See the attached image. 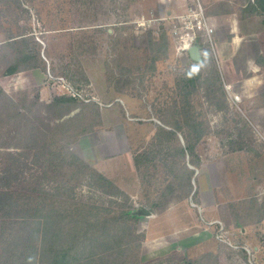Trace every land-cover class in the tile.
Returning a JSON list of instances; mask_svg holds the SVG:
<instances>
[{"label":"rangeland","instance_id":"rangeland-1","mask_svg":"<svg viewBox=\"0 0 264 264\" xmlns=\"http://www.w3.org/2000/svg\"><path fill=\"white\" fill-rule=\"evenodd\" d=\"M196 1L214 27V45L196 43L203 65L193 86L189 71L196 63L178 51L171 29ZM249 1L254 0H0V177L10 176L0 178V186L54 192L68 180L71 199L99 206L102 215L104 208L120 213L145 207L148 213L131 223L138 239L124 248L126 264H219L211 251L219 243L221 259L246 252L218 240L220 225L208 218L217 197L234 192L211 189L215 163L224 181L226 170L229 182L264 180V89H244L239 81L251 76L250 58L263 64L257 74L264 73L258 59L264 12H253ZM233 13L249 33L236 58L226 43ZM162 32L168 52L155 47V54L149 39L158 41ZM15 64L17 71L8 73ZM226 80L237 84L227 89ZM61 97L76 101L52 106ZM164 122L181 125V132ZM196 129L202 132L195 147L198 173L188 156L181 159L173 150L184 135L195 141ZM45 136L47 159L31 148ZM53 141L106 171L116 187L101 188L65 168L55 171ZM184 163L195 171L189 196L181 186ZM235 193L245 198L251 191ZM228 236L244 244L236 234ZM114 257L122 259L119 253Z\"/></svg>","mask_w":264,"mask_h":264},{"label":"trees","instance_id":"trees-1","mask_svg":"<svg viewBox=\"0 0 264 264\" xmlns=\"http://www.w3.org/2000/svg\"><path fill=\"white\" fill-rule=\"evenodd\" d=\"M247 6H250L253 12L259 10L264 12V0L249 1ZM149 41L151 51L155 54L160 51L168 52L166 32L160 34L158 41L152 36ZM160 44L163 47L159 46ZM155 47L159 49V52H155ZM202 65V62L196 63L193 70L189 71V82L193 83V86L201 77ZM17 69L16 64L7 68L8 73H14ZM217 79L220 78L217 76ZM217 81L221 84L215 77V82ZM75 101L74 97H61L57 98L52 106ZM21 115L17 113L16 117ZM164 123L171 126L175 132H181V125L176 123L172 126L169 122ZM196 132L199 135L195 141H190L184 135L183 142L176 143L173 150L181 159L186 160L188 156L190 164L198 167L201 159L195 147L202 132L200 129H196ZM33 133L36 138L37 133ZM47 141L45 136L42 144L31 145V148L38 151L40 158L47 159L46 154L43 153V150L50 147ZM53 142L50 159L53 160L52 166L55 171L61 173L65 168L76 177L88 176L94 179V184L101 188L116 187L111 179L90 167L69 148L60 144V141ZM183 166L186 178L181 186L184 195L189 196L193 192L192 178L195 171L186 163ZM0 178L10 180V176ZM11 178L15 179L13 176ZM68 183V180L64 181L61 186L56 187L54 192L45 191L40 187H34L31 191L30 189L16 191L0 186V260L2 264L127 263L123 257L124 248L132 246V242L138 239L131 223L143 212L134 208L112 213L111 210L104 208L105 215H102V208L99 206L85 205L72 200L74 189ZM196 194L197 192L194 193L193 198ZM117 226L119 228H116ZM117 253L121 255V261L114 257Z\"/></svg>","mask_w":264,"mask_h":264},{"label":"crops","instance_id":"crops-1","mask_svg":"<svg viewBox=\"0 0 264 264\" xmlns=\"http://www.w3.org/2000/svg\"><path fill=\"white\" fill-rule=\"evenodd\" d=\"M233 14L235 15L234 17L231 16L232 14H226L230 15L228 31V34L230 35L226 39V43L234 50L231 58H236V56H240L243 52L242 49L245 47L247 42L246 38H248L249 33L246 32L247 29L244 27L242 21L237 17L236 13ZM258 57V59L264 61V50L258 54ZM248 61L250 64L249 72L251 76L250 78L246 75L242 76L241 80H239L241 83L240 86L244 89H264V73L260 75L257 74V72L263 68V64L258 62L256 57L250 58ZM236 84L237 82L234 83L231 80H226L227 89H232V87ZM169 130L174 131L173 128H169ZM249 157L253 158L251 155H249ZM257 164L261 167L258 161L251 162L253 167L257 166ZM193 168L196 169V173H198L199 166H194ZM221 170L222 166L215 163L211 171V189L219 190V193L224 189L226 191L233 190V196H226L227 194L223 193V199L217 197L215 203L210 206V210L214 216H211L208 219L216 223L222 221L223 225L230 234H236L239 240L253 249V255L250 257L247 252L243 251L240 252V254L234 253L232 258L221 259V254H218L222 252L221 250L223 249V244L219 243L216 239L215 240L219 243V246H214L211 251L219 257V264H264V180L253 178L249 181V183L229 182L228 179H231V175L230 171L226 170L227 177H225L226 181H224L223 178H221ZM255 171L258 172L257 170ZM102 172L108 177L111 176L104 170H102ZM245 188H249L251 194L245 198H236L235 191ZM221 207H225V211L228 213V216L225 218L223 217V214V216L220 214L221 211H223ZM206 239H208V237L205 238V240ZM222 256H224L223 253Z\"/></svg>","mask_w":264,"mask_h":264},{"label":"built area","instance_id":"built-area-1","mask_svg":"<svg viewBox=\"0 0 264 264\" xmlns=\"http://www.w3.org/2000/svg\"><path fill=\"white\" fill-rule=\"evenodd\" d=\"M197 2V1H196ZM177 23L173 25L171 32L173 37L177 41L178 51L188 52L192 45L196 43H202V41L212 46L214 45V27L211 24L206 10L201 2L191 4L187 7L185 12L177 15ZM220 229L217 230V239L223 243H227L234 248L243 247L251 257L253 255V249L243 244L240 245L237 241L231 240L228 236L229 231L222 223H218ZM228 237H226L225 235ZM232 236V234H230Z\"/></svg>","mask_w":264,"mask_h":264},{"label":"water","instance_id":"water-1","mask_svg":"<svg viewBox=\"0 0 264 264\" xmlns=\"http://www.w3.org/2000/svg\"><path fill=\"white\" fill-rule=\"evenodd\" d=\"M190 58L196 62L200 63L203 60L202 53L200 50V45L199 44H194L191 46V48L188 50ZM143 213H148V210L145 207H140L139 208Z\"/></svg>","mask_w":264,"mask_h":264}]
</instances>
